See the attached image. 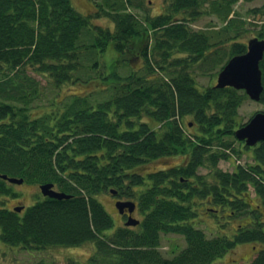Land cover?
Instances as JSON below:
<instances>
[{
  "label": "trees",
  "instance_id": "obj_1",
  "mask_svg": "<svg viewBox=\"0 0 264 264\" xmlns=\"http://www.w3.org/2000/svg\"><path fill=\"white\" fill-rule=\"evenodd\" d=\"M138 1L101 0L89 16L72 0H0V174L70 195H42L21 212L1 206L0 241L27 250L92 243L84 264H213L247 244V264H264V141L245 145L253 163L218 167L238 154L228 138L248 96L195 79L244 53L243 34L264 39V0L247 18L234 6L254 0H168L156 15H139ZM203 13L221 25L193 28ZM109 47L142 60L140 69L125 59L126 74L116 61L101 64ZM259 65L264 106V54ZM36 75L56 90L52 99ZM94 77L104 98L54 97ZM173 158L181 161L148 169ZM6 182L0 195L13 194ZM110 190L135 203L137 225L110 232L113 218L98 199ZM203 215L213 227L199 226ZM168 233L184 239L172 256L158 251Z\"/></svg>",
  "mask_w": 264,
  "mask_h": 264
},
{
  "label": "rangeland",
  "instance_id": "obj_2",
  "mask_svg": "<svg viewBox=\"0 0 264 264\" xmlns=\"http://www.w3.org/2000/svg\"><path fill=\"white\" fill-rule=\"evenodd\" d=\"M166 1L168 0H139L141 7L140 9L135 11L139 15H156L164 11V7L166 6ZM75 8L84 15L92 16L97 12L98 6L101 3V0H72ZM262 0H254L251 2L247 1H240L238 4L234 6V11L237 13V16H241L243 18H247L250 16L248 13V9L252 7H256L261 5ZM92 22L96 24H106L104 18H92ZM209 25H214V27H218L221 25V22L214 16L210 14H201L198 19L193 24V28H205ZM253 36L252 33L243 34V37L239 38L243 42H247ZM111 47H109L104 54L105 60L100 61L101 64H110L115 62L117 69L121 74H126L128 71V66L124 62L125 59L126 63L131 66L130 69H140L142 65V60L134 59L130 61L131 55L126 53V55L119 59L118 56L111 55L112 53ZM117 57V59H116ZM103 62V63H102ZM36 78L39 79L42 86L45 87V93L47 88V97L50 98L52 95L55 94V91H51V87L48 86L46 82V77L42 75H36ZM217 74L211 72H207L204 75L200 74L199 72H195V79L197 82L202 85L206 86L208 84H215L216 83ZM102 82L98 79V77L91 78L88 83H72L69 82L64 84L54 96L58 100L66 97L71 93H76L80 95L89 94L93 99L99 100L105 97ZM52 99V98H50ZM49 99V100H50ZM47 103L48 101L45 100ZM42 107V106H41ZM41 108L38 110L40 111ZM264 106L260 102H256L251 100L247 97L240 107L238 108V120L240 121L241 125L245 124L252 116L258 111H263ZM189 117L184 118V123L188 124ZM190 125V122H189ZM228 141L233 143V147L238 152L233 154L231 157L225 160H220L218 163V167L222 170L232 171L235 165L237 164H250L253 163V156L254 150L248 149L245 147L244 142L238 141L234 136L228 138ZM168 162L156 161L152 162L148 165V169L153 170L160 166L170 165V164H177L181 161V159H170L167 160ZM201 173H205L206 170H200ZM9 190L13 192V194L7 195H0V203L1 206H5V208H13L16 206H23V209L26 205L31 204L36 199L42 197L40 193V189L38 185L29 184V183H22V184H14L10 182H6ZM100 202L104 205L105 209L108 213L112 216L114 225L110 229V232L115 230L118 226L124 225L126 218L121 215L117 209L115 208L114 204L119 199L125 200L122 198L117 197L114 194H111L109 191L102 193L98 196ZM133 216L137 219H140L141 216L136 210ZM200 227L206 229V226L213 227V223L207 218H204V215L197 220ZM237 222H234L235 225ZM208 232V231H207ZM209 235V232L207 233ZM184 246V239L182 236L168 233V234H161L160 237V244L158 247V251L164 256H172L173 253H176ZM94 246L92 243H84L78 246H48L46 248H38V249H24L20 246H9L0 241V264H36L42 262L43 264H84L87 262L88 257L93 253ZM252 253L251 245H238L235 249L227 253L222 259L214 262L213 264H247L248 262V255ZM247 256V257H246Z\"/></svg>",
  "mask_w": 264,
  "mask_h": 264
},
{
  "label": "water",
  "instance_id": "obj_3",
  "mask_svg": "<svg viewBox=\"0 0 264 264\" xmlns=\"http://www.w3.org/2000/svg\"><path fill=\"white\" fill-rule=\"evenodd\" d=\"M263 54L264 39H260L257 36L248 39L246 51L228 59L218 72L214 86L216 88L232 87L237 90H243L251 100L259 101L263 90L262 71L259 64ZM234 136L248 147H253L264 141V110L256 112L245 124L235 129ZM0 178L14 184L23 183L22 178L9 177L5 174H0ZM53 186L52 183L39 185L41 194L56 199L70 197L66 193L55 190ZM110 192L115 194L114 190H110ZM115 207L119 213H123L126 210L129 214L125 221L126 226H135L139 223V220L132 216L136 207L133 201L118 200L115 202ZM22 209L23 206L14 207L17 212Z\"/></svg>",
  "mask_w": 264,
  "mask_h": 264
},
{
  "label": "flooded vegetation",
  "instance_id": "obj_4",
  "mask_svg": "<svg viewBox=\"0 0 264 264\" xmlns=\"http://www.w3.org/2000/svg\"><path fill=\"white\" fill-rule=\"evenodd\" d=\"M121 215H123L125 218H127V216H128V213L127 212H124L123 214H121Z\"/></svg>",
  "mask_w": 264,
  "mask_h": 264
}]
</instances>
